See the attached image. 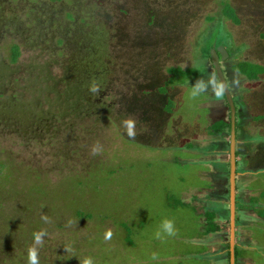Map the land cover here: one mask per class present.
<instances>
[{"label": "rangeland", "instance_id": "obj_1", "mask_svg": "<svg viewBox=\"0 0 264 264\" xmlns=\"http://www.w3.org/2000/svg\"><path fill=\"white\" fill-rule=\"evenodd\" d=\"M228 5L236 21L226 17ZM87 6L94 15L89 36L105 60L115 58L119 75L113 78L111 66L109 119L71 118L76 96H47L41 75L34 79L42 95L24 96L21 107L0 116V158L12 170L0 180V264L12 258L5 264H29L33 247L38 264H206L207 226L192 209V191L204 188L201 175L210 166L192 147L199 134L215 129L204 106L214 83L205 61L215 46L225 47L229 89L258 116L264 137V84L235 88L227 69L239 61L264 67V0H90ZM65 17L75 19L70 12ZM174 71L177 79L169 81ZM38 126L47 129L32 131ZM221 138L212 140L215 152L222 151ZM260 186L263 203L264 175ZM239 213L237 197V232ZM258 213L254 260L264 264V208ZM41 232L37 245L34 234Z\"/></svg>", "mask_w": 264, "mask_h": 264}, {"label": "flooded vegetation", "instance_id": "obj_2", "mask_svg": "<svg viewBox=\"0 0 264 264\" xmlns=\"http://www.w3.org/2000/svg\"><path fill=\"white\" fill-rule=\"evenodd\" d=\"M67 2L73 3V7L69 6ZM89 2L90 0H0L1 119H3V114L8 115L11 109L21 107L24 96L38 95L37 98H39V95H42V89L37 92L35 87L38 85V80L34 78L38 75L42 76V83L47 85V88H44L47 96L59 92L76 96L75 108L70 112L72 113L70 114L71 118L109 119L108 108L111 107V102L114 100L107 82L113 72V78L116 80L119 75L113 66L115 58L111 62L105 60L107 55L103 53L104 50L99 52L96 48L97 38L89 36L94 24V15L88 11L87 4ZM65 12L72 13L75 19L68 21ZM18 74L22 76L19 77ZM93 87L97 91L93 92L91 90ZM229 124L231 129V114ZM45 129L47 128L44 126H38L32 131L44 132ZM10 172L12 170L0 158V180L2 183L4 182L2 175ZM1 205L0 203V208ZM219 226L222 229L220 224ZM228 228L227 250L230 264V215ZM238 248L236 241L235 264L239 257ZM12 260L13 258L10 261L5 260L4 264L5 262L10 263Z\"/></svg>", "mask_w": 264, "mask_h": 264}, {"label": "crops", "instance_id": "obj_3", "mask_svg": "<svg viewBox=\"0 0 264 264\" xmlns=\"http://www.w3.org/2000/svg\"><path fill=\"white\" fill-rule=\"evenodd\" d=\"M251 62V61H239ZM207 66H211V61H205ZM254 63V62H252ZM237 64L228 65V77L234 85L241 89L248 84H264V75L256 79H249L235 70ZM254 64H257L255 62ZM193 63L187 65L188 68H196ZM186 67V68H187ZM187 68V69H188ZM209 78L213 79L214 83L211 88V104L206 102L204 106L208 109L209 122L208 126L212 127L218 122L230 123V107L228 105L225 94L221 98H217L214 92V87L221 85L219 80L213 73L214 68L209 67ZM218 80V81H215ZM227 80V79H226ZM233 99L236 105V155H237V182L240 180V190L237 188L240 203V228L237 232V243L240 254L237 264H257L254 259H257L255 253L258 254L259 237L256 230L261 227L263 222L258 211L264 208V202L261 203L258 199L261 197L262 188L260 186L264 175V149H261V144L264 142V137L261 135L262 126L259 125L257 117L248 106L243 103L242 97ZM221 135L222 151L215 152L212 140ZM230 135L231 129L227 127L222 133H215L213 130L197 136L194 153H202L203 161L209 162L208 170L202 174L201 179L205 181L204 188H199L192 191L194 204L197 214L201 219V223L207 226V213L215 215V221L222 226V229L215 233L206 234L202 232V245L204 251L203 261L206 264H229L228 254V231L227 224L230 215L229 208V191H230ZM219 154V158L217 156ZM213 160H211V158ZM240 161V166L238 162ZM213 162V164H212ZM216 163V164H214ZM218 165V166H216ZM196 212V211H195ZM229 229V228H228Z\"/></svg>", "mask_w": 264, "mask_h": 264}, {"label": "water", "instance_id": "obj_4", "mask_svg": "<svg viewBox=\"0 0 264 264\" xmlns=\"http://www.w3.org/2000/svg\"><path fill=\"white\" fill-rule=\"evenodd\" d=\"M229 58L224 46L214 47L210 59L214 66L216 77L224 86V94L231 109V140H230V264L236 263V176H237V155H236V106L228 82L224 75L221 62Z\"/></svg>", "mask_w": 264, "mask_h": 264}, {"label": "trees", "instance_id": "obj_5", "mask_svg": "<svg viewBox=\"0 0 264 264\" xmlns=\"http://www.w3.org/2000/svg\"><path fill=\"white\" fill-rule=\"evenodd\" d=\"M225 11H226L225 15L228 19L236 21V15L232 7H230L229 5L226 6ZM235 70L249 79H256L264 75V67L260 65L252 64L249 62H241L237 64L235 67ZM179 72L180 71L172 72L169 81L171 80L174 81L175 79H177V74ZM183 72H185L186 74L190 73V75L194 74L190 70H188L187 72L186 71H183ZM185 77H188V76H185ZM227 127H230L229 123L226 124L224 122H218L216 125H214V128H215L214 132L217 134L222 133ZM206 218H207L206 234L215 233L221 230L219 224L215 221V215L213 213H207ZM129 238L130 236L127 235L126 240H128Z\"/></svg>", "mask_w": 264, "mask_h": 264}, {"label": "clouds", "instance_id": "obj_6", "mask_svg": "<svg viewBox=\"0 0 264 264\" xmlns=\"http://www.w3.org/2000/svg\"><path fill=\"white\" fill-rule=\"evenodd\" d=\"M91 90L93 92L97 91V89L95 87H93ZM224 90L225 89H224V86L222 84L214 87V92H215V95L218 99L223 96ZM125 123L128 125L129 129H131V127H132L131 122L126 121ZM129 135H134V133L130 130ZM92 154L93 155L98 154V150L95 146H93ZM164 227H165V229H169L170 228V222L165 221ZM43 235H46V233L41 232V233L34 234L35 244H37V245L42 244ZM111 235H112L111 230H109L106 233L105 238L110 239ZM157 236H159V233H157ZM36 252H37V249L35 247H33L29 250V264H38ZM84 264H92L91 259L86 260L84 262Z\"/></svg>", "mask_w": 264, "mask_h": 264}]
</instances>
